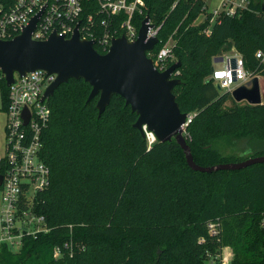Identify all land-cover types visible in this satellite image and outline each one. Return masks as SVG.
Wrapping results in <instances>:
<instances>
[{
  "label": "trees",
  "instance_id": "obj_1",
  "mask_svg": "<svg viewBox=\"0 0 264 264\" xmlns=\"http://www.w3.org/2000/svg\"><path fill=\"white\" fill-rule=\"evenodd\" d=\"M144 2L133 18L137 29L147 14L160 26L150 55L171 39L166 68L181 60L174 76L182 82L174 93L181 110L192 115L185 135L194 160L203 166L244 160L226 152L243 141H264V103H239L211 75L215 58L235 49L253 76H264L256 55L264 51V0L217 16L208 0ZM91 10L83 16L99 12L97 3ZM123 17L110 26L117 36ZM95 47L107 52L99 43ZM0 89L6 111L10 87L4 75ZM91 89L72 78L49 97L42 158L52 181L35 206L49 230L25 235L18 249L2 244L0 264H207L225 246L233 250L230 264H264V162L194 170L175 138L149 145L134 126L138 114L121 95L99 115V95L88 101Z\"/></svg>",
  "mask_w": 264,
  "mask_h": 264
},
{
  "label": "built area",
  "instance_id": "obj_2",
  "mask_svg": "<svg viewBox=\"0 0 264 264\" xmlns=\"http://www.w3.org/2000/svg\"><path fill=\"white\" fill-rule=\"evenodd\" d=\"M248 2L217 0L210 11L215 16L221 12L234 14L238 8L246 7ZM96 3L99 12H91L85 18V10L92 11ZM143 5L144 0H95V3L93 0H0V39H10L20 34L32 17L42 12L32 32L33 39H47L53 32L70 38L78 29L81 38L94 40L95 45L99 43L108 51L113 39L118 37L117 29L111 30L110 26L114 25L111 23L117 21L121 14L125 15L121 22V35H125L129 41L136 40L139 30L133 18ZM100 27L103 31L97 34L96 30ZM159 29L160 26L154 25L149 30V36H157ZM171 47L170 39L154 57L150 55L151 50L147 51L160 70L166 69L165 61L171 55ZM256 55L264 63V51L259 50ZM220 56L224 64L214 69L211 78L222 88L232 93L253 77L245 66L243 56L235 49ZM233 58L236 59L235 63ZM0 75H3L1 71ZM55 77V74L37 69L25 75L15 73L14 81L9 85L10 100L5 111L6 151L0 158L5 166V172L0 173L3 175L0 183V246L8 244L18 249L25 235L36 236L49 230L45 216L39 214L35 206L37 195L47 189L52 181L51 168L42 158V135L49 125L51 108L49 98L42 100V97ZM191 120L192 115L188 118V124ZM146 138L149 145L157 140L150 131H147ZM261 226L264 229V216ZM209 228L211 232H216V223H209ZM59 253L57 248L55 254ZM231 259L225 257L222 251L216 255L210 254L207 264H230Z\"/></svg>",
  "mask_w": 264,
  "mask_h": 264
},
{
  "label": "water",
  "instance_id": "obj_3",
  "mask_svg": "<svg viewBox=\"0 0 264 264\" xmlns=\"http://www.w3.org/2000/svg\"><path fill=\"white\" fill-rule=\"evenodd\" d=\"M264 9V3H263ZM42 12L32 17L20 34L10 39H0V71L7 85L14 81L15 73L25 75L37 69L55 74V79L47 86L42 100L51 97L55 90L70 79H84L91 86L90 101L99 95L96 107L101 115L114 95L125 98L126 104L138 114L134 126L146 137L153 132L157 140L173 138L184 150L189 166L197 171L236 170L264 162L263 155H255L241 161L223 162L203 166L194 160L185 131L190 114L183 112L177 101L174 88L182 80L174 76L181 60L160 70L147 51L159 42L158 36H149L154 26L147 14L139 28L138 37L129 41L125 35L115 37L105 53L99 52L95 41L80 37L78 29L73 36L53 32L47 39L32 38V32ZM218 56L215 62L222 61ZM236 59L233 58V63ZM218 89H222L217 84ZM238 102L246 100L250 104L264 103V79L253 76L232 91ZM25 114L29 118L28 111ZM3 175L0 174V183Z\"/></svg>",
  "mask_w": 264,
  "mask_h": 264
},
{
  "label": "rangeland",
  "instance_id": "obj_4",
  "mask_svg": "<svg viewBox=\"0 0 264 264\" xmlns=\"http://www.w3.org/2000/svg\"><path fill=\"white\" fill-rule=\"evenodd\" d=\"M217 2V0H208V8L209 10H212L214 7V4ZM204 17V15L200 16V19H202ZM223 62L219 61L216 62L215 65L216 67H222L223 66ZM261 78L264 79V76H261ZM235 85V84H233ZM221 92H225L227 91L226 88H222L220 90ZM2 92L0 89V158L5 154L6 151V133H5V125H6V119H7V115L6 112L1 109L2 106ZM246 100L240 101L239 103L244 104L246 103ZM227 106L232 105V101L229 100L226 103ZM186 133V131H185ZM227 154H233L235 155L236 158H248L251 156H254V154L256 155H263L264 154V141H252V143H247L246 142H241L238 144V146L236 147V149H228V151L226 152ZM223 255L227 258H232L233 257V250L231 246H225L223 248Z\"/></svg>",
  "mask_w": 264,
  "mask_h": 264
}]
</instances>
